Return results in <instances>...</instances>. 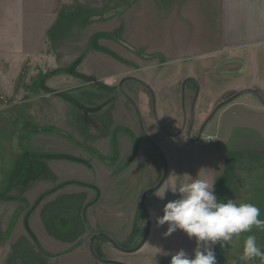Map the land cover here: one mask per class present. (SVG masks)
Returning a JSON list of instances; mask_svg holds the SVG:
<instances>
[{"label":"rangeland","instance_id":"obj_1","mask_svg":"<svg viewBox=\"0 0 264 264\" xmlns=\"http://www.w3.org/2000/svg\"><path fill=\"white\" fill-rule=\"evenodd\" d=\"M201 1L0 0V264H90V256H96L89 235L99 224L91 223L92 216L101 221L112 211H121L130 221L125 223L128 241L120 245L129 251L124 247L132 245L137 222L147 220L144 201L127 197L113 208L117 197L113 182L119 180L112 176L114 165H102L94 155L99 151L107 159L114 157L115 144L104 135L115 127L132 133L131 144L123 142L122 155L141 158L136 161L146 166V178L149 156L162 157L163 151L158 154L143 141L126 97L88 84L114 86L123 72L149 80L152 97L134 96L143 126L154 145L171 134L164 101L182 72L205 66L199 80L210 82L212 89L215 81L232 83L231 77L211 76V65L220 59L216 53L222 50V37L209 28L208 3ZM257 51V75L263 81L264 51ZM250 77L247 72L240 80ZM246 95L215 113L200 146L207 147L205 137L216 134L220 111ZM202 96L198 91L196 119L217 101L214 92ZM190 100L187 96V109ZM120 162L123 170L126 164ZM109 181L112 195L98 211L89 202L98 193L102 199ZM100 225L108 228L107 223ZM163 263L170 261L149 259V264Z\"/></svg>","mask_w":264,"mask_h":264},{"label":"crops","instance_id":"obj_2","mask_svg":"<svg viewBox=\"0 0 264 264\" xmlns=\"http://www.w3.org/2000/svg\"><path fill=\"white\" fill-rule=\"evenodd\" d=\"M201 2L208 3L207 8L210 13L207 24L209 28L222 37L220 43L222 50L216 53L217 58L220 59L211 65L213 74L211 76L216 78L228 76L232 78V83L229 86L218 85L215 81L216 88L212 89L210 82L199 80L198 75L203 72L200 69H205V66L197 67L198 70L193 68V72H188L189 75L199 81V92L203 93L202 97H207L214 92L219 101L242 91L252 92H247L243 101L233 102L220 111L218 126L215 129L216 134L208 136L214 137L215 141L207 147L200 146L201 144L197 142L183 141L182 136L175 139L168 137L160 139L162 140L163 158L149 156V177L147 178V174L143 175V169L146 166L136 161L141 158L122 155L123 142L128 144L132 142L130 130L121 131L115 127L108 133L105 129V133L108 134H105L104 138L110 137L112 141L110 144L113 142L115 144L114 157L107 159L96 150L97 154L94 157L102 165H114L111 173L119 180L113 182L112 189L117 196L113 208L120 205L127 197L132 200L139 196L140 202L144 201L147 220L137 222L140 224L133 233L132 245L129 246L130 248L124 247L129 250L125 251L117 249L110 242L120 246L128 241L126 240L128 237L125 236L127 233L125 223H130V221L125 219V214L121 211H112L110 217L104 216L101 221L95 218L94 214L91 223L99 224L93 232L96 235L90 234L89 236L93 239L92 251L98 259L90 256L91 259H88L90 264H144L143 262L149 264V259L153 258L171 261L172 255L179 250L185 251L189 256L193 254L196 247L194 238L189 239L180 230L165 237L167 225L161 227L156 225V218L163 215L165 204L177 198L171 193L166 194L164 200L155 196L162 181L173 170L176 173H188L192 177H196L201 169L215 171L209 174V178L216 179L214 188L217 197L224 201L232 199L238 204L252 203L260 209L259 218L264 220V106L258 99L261 97L264 100V79L261 81L258 78V62L256 61L260 54L257 49L264 51V0H202ZM247 72H251V77L247 80H240V76ZM176 82L175 78L171 86H174ZM165 101L163 112L168 119L167 125L173 133V130L178 127L180 114L174 109L170 111V114L167 113ZM217 101L213 103L211 110ZM211 110L201 111L197 120L202 121ZM117 136H119L118 142L116 141ZM100 149L101 146H99ZM120 161L126 164L123 170L120 164L117 165ZM127 164L134 165L136 168L128 167ZM133 170L139 172L134 174ZM204 174V172L201 173L202 176ZM110 187L109 181L102 192V199L100 200L98 197L100 193H98L94 200L89 202H92L91 206L96 205L99 211L101 202L106 196L112 195L109 192ZM97 201L100 202L99 205ZM100 223H107L108 228ZM112 223H121L122 226H113ZM247 235H255L258 246L264 249V227L254 226L250 233L233 237L225 248H221L219 244L214 246L217 264H234L235 261L240 260ZM153 246L161 248L169 255L162 253L156 255V249ZM124 258H135V262L121 260ZM107 259L110 260L107 261Z\"/></svg>","mask_w":264,"mask_h":264},{"label":"clouds","instance_id":"obj_3","mask_svg":"<svg viewBox=\"0 0 264 264\" xmlns=\"http://www.w3.org/2000/svg\"><path fill=\"white\" fill-rule=\"evenodd\" d=\"M202 172L205 173L203 176ZM213 172L201 169L196 177H192L173 170L155 192L161 200L168 193L177 197L168 201L163 215L156 218L157 227L167 225L164 236L180 230L189 239L194 238L196 243L191 256L179 250L172 255L170 264H217L215 245L225 248L233 237L250 233L254 226L264 227V220L259 218L260 209L254 204H238L232 199L224 201L217 197L214 188L216 179L209 178ZM154 248L156 255H169L161 248ZM257 258L264 260V249L258 246L255 235H247L240 260L247 264Z\"/></svg>","mask_w":264,"mask_h":264},{"label":"flooded vegetation","instance_id":"obj_4","mask_svg":"<svg viewBox=\"0 0 264 264\" xmlns=\"http://www.w3.org/2000/svg\"><path fill=\"white\" fill-rule=\"evenodd\" d=\"M150 61L151 59H149V62ZM188 72L189 71H186V72L184 71L182 72V75L178 76L176 84L174 86L172 85L171 89L169 90L170 91V93L168 94L169 97L167 95L165 96V100H166L165 104H166L167 113L170 114V111L174 109L176 113L178 112L180 114V121H178L177 123L178 127L175 130H173V133L171 132V134H167L168 136H165V137L175 139L177 137L183 136L188 142L190 141V142L199 143L202 138L203 130L206 128L207 124L209 123L208 119L210 118V115L212 114L214 109L220 103H223L224 101L228 100L230 97H225L219 100L214 105L209 115L206 116L202 121H198L194 113V107L196 103V96L199 91V81L197 80V78L191 77ZM120 75H122V77L118 79L117 83H115L114 86L107 85L105 83H101L98 81H92L88 85H92L97 90L103 91V92H113L114 90L115 93L118 92L122 94L124 97H126V99H128L129 102L131 103L134 109V112L136 113V116L138 118L137 128L142 135L141 138L146 144L148 145L149 143L152 144L153 148L155 147L154 148L155 151L158 154H160L158 150L160 149V151L162 152V147H161L162 140L156 143V145H154V143L150 140L149 134L146 131L145 127L143 126V121L140 116L142 109L137 104V102L134 100V96L137 98L139 93L143 94L145 97H149V95L152 97V92L150 90L151 83L149 82V80L139 81L137 79L131 78L132 76H128L129 72L120 73L118 76ZM133 84L134 85L136 84L138 86V89H139L138 92L135 91L138 89L135 86H133ZM131 87H133L132 90H130ZM187 96H189V98L191 99L189 109L186 108ZM61 97L64 100L73 103V101H71L67 97H64V96H61ZM224 106L225 105H222L221 108ZM159 157L163 158V156L162 157L159 156Z\"/></svg>","mask_w":264,"mask_h":264},{"label":"water","instance_id":"obj_5","mask_svg":"<svg viewBox=\"0 0 264 264\" xmlns=\"http://www.w3.org/2000/svg\"><path fill=\"white\" fill-rule=\"evenodd\" d=\"M247 92H252V91H242V92H239L237 94H235L234 96L230 97L228 100L224 101L223 103H220L215 109L214 111L212 112V114L210 115V118L208 120H210L213 115L221 108L222 105H226L230 102H232L234 99H236L237 97L241 96L242 94L244 93H247ZM259 101L261 102V104L264 106V100L261 98V97H258ZM143 202V200H142ZM92 242L93 240H91V245H92ZM117 249L121 250L122 248H120L118 245H116L114 242L110 241ZM91 252H92V255L95 257L93 251H92V248H91ZM95 259H98L97 257H95Z\"/></svg>","mask_w":264,"mask_h":264},{"label":"built area","instance_id":"obj_6","mask_svg":"<svg viewBox=\"0 0 264 264\" xmlns=\"http://www.w3.org/2000/svg\"><path fill=\"white\" fill-rule=\"evenodd\" d=\"M215 141L214 137H206L205 142L209 145Z\"/></svg>","mask_w":264,"mask_h":264},{"label":"trees","instance_id":"obj_7","mask_svg":"<svg viewBox=\"0 0 264 264\" xmlns=\"http://www.w3.org/2000/svg\"><path fill=\"white\" fill-rule=\"evenodd\" d=\"M119 246V245H118ZM120 248H123V247H121V246H119Z\"/></svg>","mask_w":264,"mask_h":264}]
</instances>
